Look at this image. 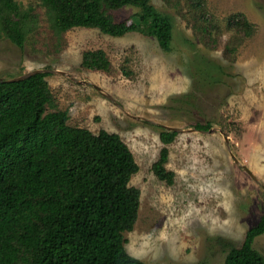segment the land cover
<instances>
[{"label": "rangeland", "instance_id": "obj_1", "mask_svg": "<svg viewBox=\"0 0 264 264\" xmlns=\"http://www.w3.org/2000/svg\"><path fill=\"white\" fill-rule=\"evenodd\" d=\"M15 1L30 12V30L23 49L0 38V81L51 71L47 81L71 126L119 134L129 146L140 168L130 185L141 195L138 220L124 233L128 253L147 264H225L264 212V0H153L174 25L170 52L140 33L57 34L40 0ZM138 12L109 14L130 22ZM236 14L253 24L251 37L229 25ZM97 50L110 72L82 69L84 53ZM173 129L169 186L153 166L166 147L160 134ZM254 248L264 257V235Z\"/></svg>", "mask_w": 264, "mask_h": 264}, {"label": "trees", "instance_id": "obj_2", "mask_svg": "<svg viewBox=\"0 0 264 264\" xmlns=\"http://www.w3.org/2000/svg\"><path fill=\"white\" fill-rule=\"evenodd\" d=\"M40 1L57 34L74 28L116 38L140 33L159 39L164 51L172 49V19L153 0ZM125 7L139 9L130 22L109 14ZM30 22V12L15 0H0V38L23 49ZM229 25L246 37L254 33L243 14L231 16ZM81 67L108 73L111 61L102 50L87 51ZM50 75L42 70L21 81H0V264H147L125 247L124 233L133 230L140 208V190L130 185L140 170L133 152L119 134L71 126L69 111L57 107ZM195 128L212 127L197 123ZM178 134H160L166 147L153 166L169 186L176 175L167 169V146ZM262 235L264 212L242 245L230 246L225 264H264L254 248Z\"/></svg>", "mask_w": 264, "mask_h": 264}, {"label": "water", "instance_id": "obj_3", "mask_svg": "<svg viewBox=\"0 0 264 264\" xmlns=\"http://www.w3.org/2000/svg\"><path fill=\"white\" fill-rule=\"evenodd\" d=\"M38 71H42V70H38ZM38 71H34V72L28 73V74H26V75H24V76H22L20 78H16L15 81L24 80V79L30 77L31 75H33L34 73H37ZM172 131H178V130L177 129H173ZM227 142H228V139H227ZM249 174L254 178V175L251 172H249ZM263 188H264V186H263Z\"/></svg>", "mask_w": 264, "mask_h": 264}]
</instances>
